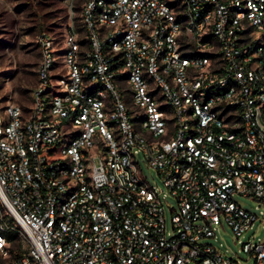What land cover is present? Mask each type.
<instances>
[{
    "label": "built area",
    "instance_id": "2783aa9c",
    "mask_svg": "<svg viewBox=\"0 0 264 264\" xmlns=\"http://www.w3.org/2000/svg\"><path fill=\"white\" fill-rule=\"evenodd\" d=\"M37 42L29 112L0 107V264H242L203 240L264 227V0H86L63 54Z\"/></svg>",
    "mask_w": 264,
    "mask_h": 264
},
{
    "label": "rangeland",
    "instance_id": "374dc122",
    "mask_svg": "<svg viewBox=\"0 0 264 264\" xmlns=\"http://www.w3.org/2000/svg\"><path fill=\"white\" fill-rule=\"evenodd\" d=\"M86 0H0V107L10 103L20 104L26 112L32 105L33 89L37 84V69L40 62L38 34L44 27L56 39L58 49L65 45V29L71 22L82 16ZM72 8V9H70ZM141 169L152 185H162V180L148 163L140 158ZM239 203L251 212L259 213L257 203L237 196ZM174 197H167L165 215L168 231L172 230L171 211L168 205L176 206ZM215 238L204 239L227 256L242 264H254L251 255L242 244L249 240L258 242L264 238L263 223L257 221L254 227L238 240L229 224L223 221ZM22 238V237H21ZM17 241L16 245L19 244ZM23 240V243L26 242Z\"/></svg>",
    "mask_w": 264,
    "mask_h": 264
},
{
    "label": "trees",
    "instance_id": "16d2710c",
    "mask_svg": "<svg viewBox=\"0 0 264 264\" xmlns=\"http://www.w3.org/2000/svg\"><path fill=\"white\" fill-rule=\"evenodd\" d=\"M41 30H45L44 27L41 28ZM18 237V232H16L14 235H11V241L15 242L17 240Z\"/></svg>",
    "mask_w": 264,
    "mask_h": 264
}]
</instances>
